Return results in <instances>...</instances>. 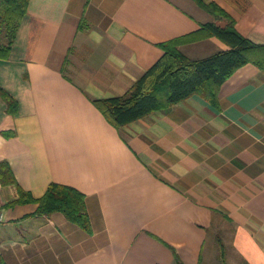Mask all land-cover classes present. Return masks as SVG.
<instances>
[{"label":"crops","instance_id":"1","mask_svg":"<svg viewBox=\"0 0 264 264\" xmlns=\"http://www.w3.org/2000/svg\"><path fill=\"white\" fill-rule=\"evenodd\" d=\"M204 1L264 43V0ZM207 22L225 23L194 0H29L0 58V86L18 102L10 112L0 94V161L36 198L51 182L80 190L91 229L37 214L36 202L7 205L18 189L0 179L5 264H180L172 248L181 264L204 253L210 264H264L260 68L236 69L213 102L194 94L119 129L92 101L125 93L162 57L159 43ZM227 47L216 36L178 45L192 59Z\"/></svg>","mask_w":264,"mask_h":264},{"label":"trees","instance_id":"2","mask_svg":"<svg viewBox=\"0 0 264 264\" xmlns=\"http://www.w3.org/2000/svg\"><path fill=\"white\" fill-rule=\"evenodd\" d=\"M201 8L224 20V24L207 22L184 36L159 43L164 54L145 70L123 94L93 99V103L106 120L120 128L155 111L167 109L194 94L211 102L219 87L239 67L252 63L264 72V43H257L241 34L235 20L215 2L194 0ZM29 0H0V58L7 59L17 30L26 15ZM82 24H80V27ZM207 36H216L227 44V48L209 56L192 59L179 50L182 42H190ZM7 38V43L1 41ZM0 94L10 112L18 107L17 100L3 87ZM7 133V135H11ZM0 179L4 185L15 184L18 197L7 205L36 202L37 214L63 213L68 220L85 230H90V220L85 205V195L77 188L51 182L44 194L34 197L16 181L8 162L0 161ZM219 235V234H218ZM218 244L224 256L223 243ZM175 259L181 260L174 248ZM244 264H248L244 261ZM0 264H5L0 255ZM223 264H227L223 257Z\"/></svg>","mask_w":264,"mask_h":264},{"label":"rangeland","instance_id":"3","mask_svg":"<svg viewBox=\"0 0 264 264\" xmlns=\"http://www.w3.org/2000/svg\"><path fill=\"white\" fill-rule=\"evenodd\" d=\"M218 234H219V232L215 227L212 231H210V238L208 239V241L206 243V250L207 249L211 250L212 245L215 244L213 239L215 238V235H218ZM202 264H210V260L208 259V256L206 253H204ZM211 264H216V263H214V261L213 262L211 261Z\"/></svg>","mask_w":264,"mask_h":264}]
</instances>
